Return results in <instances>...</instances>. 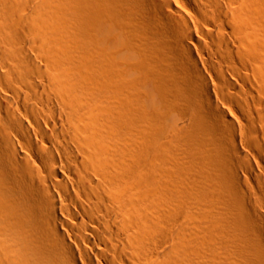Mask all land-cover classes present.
I'll return each mask as SVG.
<instances>
[{"label":"bare ground","instance_id":"obj_1","mask_svg":"<svg viewBox=\"0 0 264 264\" xmlns=\"http://www.w3.org/2000/svg\"><path fill=\"white\" fill-rule=\"evenodd\" d=\"M0 264H264V0H0Z\"/></svg>","mask_w":264,"mask_h":264}]
</instances>
